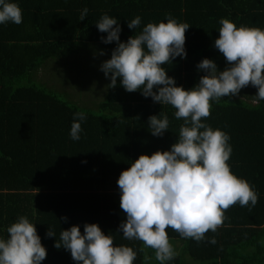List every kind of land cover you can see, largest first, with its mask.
Segmentation results:
<instances>
[{
    "label": "trees",
    "instance_id": "1",
    "mask_svg": "<svg viewBox=\"0 0 264 264\" xmlns=\"http://www.w3.org/2000/svg\"><path fill=\"white\" fill-rule=\"evenodd\" d=\"M15 2L22 10V23L0 25V237H7L6 228L18 216H27L46 248L41 264H76L69 251L55 247L56 239L61 229L79 225L83 234L85 223H96L113 237L114 246L133 248L137 253L133 264H160L154 249L123 238L117 180L139 155L169 150L183 120L174 117L176 110L170 105L153 102L140 91L128 92L119 81L114 88L105 87L93 107L80 105L66 90L69 84L62 94L47 86L42 66L81 50L103 52L100 55L110 59L116 42L103 43L101 37L107 34L95 24L104 13L119 20L122 42L149 22H166L170 14L190 25L185 32L187 55L162 66L177 86L191 89L204 75L197 70L203 58L214 60L220 71L228 66L214 47L219 20L264 29V0ZM84 7L88 15L80 21ZM136 16L141 25L129 29L127 21ZM105 82L110 83L107 78ZM256 93L249 85L237 96L210 101V115L203 122L229 135L232 153L227 164L257 192V204L251 210L239 203L230 206L216 232L205 233L206 238H215V244L185 239L167 228L176 252L168 264H264V100L254 102ZM80 111L87 119L81 122L80 140L73 141L70 127ZM160 112L168 116L169 129L156 137L148 118ZM48 228L56 238L46 235Z\"/></svg>",
    "mask_w": 264,
    "mask_h": 264
},
{
    "label": "clouds",
    "instance_id": "2",
    "mask_svg": "<svg viewBox=\"0 0 264 264\" xmlns=\"http://www.w3.org/2000/svg\"><path fill=\"white\" fill-rule=\"evenodd\" d=\"M81 9L80 21L88 15ZM22 23V10L15 0H0V25ZM105 44L116 42L111 58L102 62L100 70L114 88L117 82L128 92L140 91L153 102L170 105L174 117L183 120L177 141L169 150L141 154L123 170L117 180L120 207L126 220L119 225L123 238L142 241L155 250L160 264H168L176 256L167 228L182 238L196 242L205 233L216 232L222 225L224 212L232 205L255 207L258 194L243 178L230 170L227 161L232 153L230 137L221 129L203 122L209 117L211 103L225 96H237L249 85L257 89L254 102L264 100V29L239 27L227 18L219 20L218 38L214 47L225 57L227 67L220 71L214 60L203 58L197 70L203 72L191 89L177 86L162 66L176 57L186 59L185 32L190 25L178 22L169 14L166 22H149L126 42L120 40L119 20L107 13L95 23ZM141 25L140 16L127 21L129 29ZM101 55L104 53L101 52ZM86 113L74 114L70 138L78 141L83 131L81 122ZM153 136L161 137L169 129L168 116L160 112L148 118ZM7 237H0V264H41L47 252L37 234L35 224L27 216H18L7 228ZM48 237H55L48 228ZM57 249L69 251L76 264H133L137 253L133 248L114 246L113 237L105 235L96 223H85L59 233Z\"/></svg>",
    "mask_w": 264,
    "mask_h": 264
},
{
    "label": "rangeland",
    "instance_id": "3",
    "mask_svg": "<svg viewBox=\"0 0 264 264\" xmlns=\"http://www.w3.org/2000/svg\"><path fill=\"white\" fill-rule=\"evenodd\" d=\"M105 60L97 52L81 50V52L74 53L69 59L46 61L40 73L42 80L47 82V86L56 89L55 92L58 94H62L64 87L69 84L66 86V90L72 93V98H76L74 100H78L80 105L93 107L102 99L106 90V78L100 70V65ZM95 73L97 76H94ZM70 83L73 84L70 85ZM76 92L79 96L76 95ZM117 197L120 200V191H118ZM122 217L125 221L126 214L123 210ZM178 245L179 242H176L175 246Z\"/></svg>",
    "mask_w": 264,
    "mask_h": 264
}]
</instances>
